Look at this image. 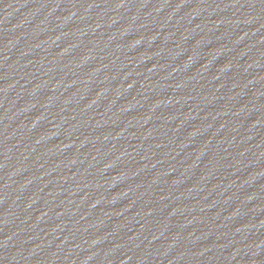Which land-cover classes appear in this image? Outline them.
<instances>
[{
    "label": "water",
    "instance_id": "water-1",
    "mask_svg": "<svg viewBox=\"0 0 264 264\" xmlns=\"http://www.w3.org/2000/svg\"><path fill=\"white\" fill-rule=\"evenodd\" d=\"M0 264H264V0H0Z\"/></svg>",
    "mask_w": 264,
    "mask_h": 264
}]
</instances>
